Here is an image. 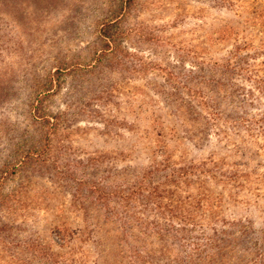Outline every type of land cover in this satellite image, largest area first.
Returning a JSON list of instances; mask_svg holds the SVG:
<instances>
[{
	"label": "rangeland",
	"instance_id": "obj_1",
	"mask_svg": "<svg viewBox=\"0 0 264 264\" xmlns=\"http://www.w3.org/2000/svg\"><path fill=\"white\" fill-rule=\"evenodd\" d=\"M0 264H264V0H0Z\"/></svg>",
	"mask_w": 264,
	"mask_h": 264
},
{
	"label": "trees",
	"instance_id": "obj_2",
	"mask_svg": "<svg viewBox=\"0 0 264 264\" xmlns=\"http://www.w3.org/2000/svg\"><path fill=\"white\" fill-rule=\"evenodd\" d=\"M128 1L130 2L131 0H128ZM111 27L112 25H110V23H106L101 28V31H100L102 41L106 45L105 49H108L110 47L111 41H114L113 28ZM166 97L168 98L169 103L173 107L175 114L181 119V122L188 126V123L190 124V120L193 119L192 114H191L192 104H191V101L188 99V97L184 96L183 93L180 91H169L167 92ZM143 178L145 177H143L141 174H138L135 178H131L130 185H133L132 183H137V184L128 188L127 191L117 190V188H114L111 191L105 193V192H102L99 186L94 187L92 185H90L91 190L89 191L91 192L95 191L96 193L95 199H97L98 201L103 200L107 203L109 201L106 196L109 194H112V196H114L113 205L110 206L112 210H111V214L109 218H111L113 216H118L119 214L118 207L122 205L123 207H126L128 205V202L134 199L136 192H139L137 190L144 187L145 180H143ZM76 196L84 199L82 195V190H80V188H77ZM105 209H106V206H105ZM107 210L108 208L106 209L105 213H107ZM91 223H92L93 230H96L97 223H94L92 220H91ZM185 228L186 227L184 226L183 229ZM176 231H178V229H176ZM158 232H166V230L159 229Z\"/></svg>",
	"mask_w": 264,
	"mask_h": 264
}]
</instances>
